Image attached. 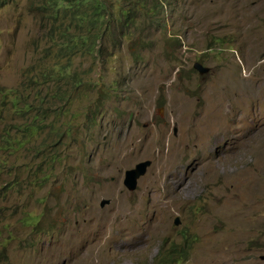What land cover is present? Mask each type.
Returning a JSON list of instances; mask_svg holds the SVG:
<instances>
[{"label": "rangeland", "instance_id": "obj_1", "mask_svg": "<svg viewBox=\"0 0 264 264\" xmlns=\"http://www.w3.org/2000/svg\"><path fill=\"white\" fill-rule=\"evenodd\" d=\"M136 1L104 56H73L82 85L30 91L44 128L10 148L29 116L5 93L53 42L36 0L0 6V264H154L184 230L174 264H264V0Z\"/></svg>", "mask_w": 264, "mask_h": 264}, {"label": "trees", "instance_id": "obj_2", "mask_svg": "<svg viewBox=\"0 0 264 264\" xmlns=\"http://www.w3.org/2000/svg\"><path fill=\"white\" fill-rule=\"evenodd\" d=\"M9 1L0 0V6ZM36 1L37 10L42 14V23L45 24L41 29L46 30L47 38L53 42L50 46L52 53H41L39 58L26 68L25 74L29 75L21 82L20 87L10 88L5 93V96L11 95L12 109L17 114L29 116V121L5 128L3 138L8 143L7 148L14 144H17V147L24 146L34 136H39L44 128L43 121L47 111L44 106L29 102L30 91L34 88L35 99L43 101L47 97L42 92V86L46 84L52 82L56 86L53 97L59 94L63 84L71 86V89L82 85L83 78L76 75L73 56L78 53L93 55L94 60L104 56L100 43L112 29L113 22L119 19L122 24L129 25L138 4L141 3L136 1L129 4L122 2L123 0ZM115 9L118 12L116 14ZM63 97L68 98L67 101L71 99L69 95ZM50 126H53L52 132H59L54 125ZM12 132L20 136L10 137ZM68 132L70 130L66 129L65 133ZM41 145L47 147L45 144ZM194 240L195 236L184 230L181 240H172L163 245L154 264L183 261L190 253Z\"/></svg>", "mask_w": 264, "mask_h": 264}, {"label": "water", "instance_id": "obj_3", "mask_svg": "<svg viewBox=\"0 0 264 264\" xmlns=\"http://www.w3.org/2000/svg\"><path fill=\"white\" fill-rule=\"evenodd\" d=\"M194 67L200 72V73H207L210 70V67L203 65L201 62H196L194 64ZM152 160L146 159L139 161L136 163V165L132 168H129L125 171V177H124V184L129 190H135L138 185V180L141 176H143L148 168L151 166ZM110 203V199H102L100 202L101 207L105 206L106 204ZM175 223L179 224L180 220L179 218L175 219Z\"/></svg>", "mask_w": 264, "mask_h": 264}]
</instances>
